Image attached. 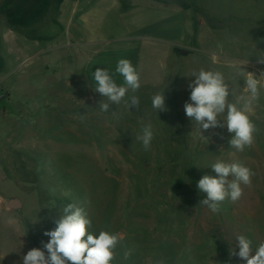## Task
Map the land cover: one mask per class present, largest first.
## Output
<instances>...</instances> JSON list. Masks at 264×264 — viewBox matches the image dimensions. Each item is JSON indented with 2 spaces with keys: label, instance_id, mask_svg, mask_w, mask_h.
I'll use <instances>...</instances> for the list:
<instances>
[{
  "label": "rangeland",
  "instance_id": "rangeland-1",
  "mask_svg": "<svg viewBox=\"0 0 264 264\" xmlns=\"http://www.w3.org/2000/svg\"><path fill=\"white\" fill-rule=\"evenodd\" d=\"M60 1L0 0V190L19 210L0 218V264H23L33 248L47 255L44 233L69 203L85 209L92 234L121 235L112 264H245L230 256L239 251L237 236L253 248L264 241V0H153L176 14L142 31L154 38L143 49L119 45L93 58L88 75V56L104 48H86L73 34L67 44ZM62 45H70L67 60L55 54ZM129 54L141 86L125 100L136 95L140 105L122 101L101 112L92 63L116 70ZM201 69L223 74L232 103L248 95L249 73L261 82L248 113L258 129L247 158L255 175L250 186L241 183V198L225 199L216 214L200 205L206 193L198 181L217 175L210 168L217 160L245 166L248 147L231 148L226 125L199 131L186 116L189 84ZM161 92L167 111L152 107ZM148 123L154 139L145 151L136 137ZM128 249L134 251L126 260Z\"/></svg>",
  "mask_w": 264,
  "mask_h": 264
},
{
  "label": "clouds",
  "instance_id": "clouds-1",
  "mask_svg": "<svg viewBox=\"0 0 264 264\" xmlns=\"http://www.w3.org/2000/svg\"><path fill=\"white\" fill-rule=\"evenodd\" d=\"M259 62L264 63V58H260ZM116 73L123 77L122 85H117L113 75L106 68H97L93 73L94 89L104 97L99 103L101 112H108L110 105H119L122 101L127 108L140 105L136 95H131L125 100L129 91L135 93L141 86L140 74L131 61L120 59L116 66ZM193 76L195 80L189 84L191 102H186L184 105L186 116L199 126V131L226 125L228 132L234 134L229 141L231 148L243 151L246 146L250 147L254 142V133L258 129L248 113L252 110L253 102L260 98L261 82L249 73L244 88L248 95L239 97L237 103L242 101V106L238 107L237 103L229 102V84L225 82L221 72L201 69ZM233 94L231 91V95ZM152 107L157 111L168 110L164 92L152 97ZM225 113L224 124H220L218 117ZM113 115L115 116L116 113ZM85 118V115H80L81 121ZM136 139L142 142L145 151L150 150L154 139L152 124L143 125L141 134H138ZM210 168L217 175H204L198 181L197 187L200 192L206 193V198L200 201V205L207 206L212 213L216 214L221 211V204L225 199L236 202L241 198L243 195L241 183L250 186L251 177L255 173L240 163H226L220 160L212 163ZM50 191L55 194V189ZM64 194L68 195V193ZM55 224L56 227L53 230L44 233L50 237V240L44 244L47 255L45 251L33 248L23 256V264H112L116 255L115 250L122 241L121 235L103 230L98 236L89 232L92 221L83 207L75 203L67 204ZM236 239L239 251L230 250V256H238L245 261V264H264V241L253 248L252 240L245 235H239ZM253 250H255L254 254ZM133 251V249L126 250L124 259L127 260ZM157 264H163V261H157Z\"/></svg>",
  "mask_w": 264,
  "mask_h": 264
},
{
  "label": "crops",
  "instance_id": "crops-1",
  "mask_svg": "<svg viewBox=\"0 0 264 264\" xmlns=\"http://www.w3.org/2000/svg\"><path fill=\"white\" fill-rule=\"evenodd\" d=\"M153 2L155 1H60L58 5L60 10L58 22L63 27L64 34L65 32L68 33L69 41L67 44H69L73 34V36H76V39L73 37L72 38L76 41L78 40V43L84 44L86 48H104V50L100 51V53L88 56V61L85 63V71L87 75L89 74L87 68L91 66V61H93V58L96 59L104 51L108 50L109 48L113 49L119 45H126L128 48L143 49L144 44H146V42H150L151 39L154 38L144 35L142 31H144L149 25L151 26L157 22L160 23L162 20H165L166 18L176 14L168 12L166 8L157 4H153ZM40 33L47 35L50 33V29H43L40 31ZM49 36L54 37L52 34H49ZM56 42H58V40ZM68 46L70 45H62L60 48L56 47L53 49L57 50L58 52L55 54H58V56L61 55L62 58L66 59V57H69L71 52V49ZM65 47H67V49ZM44 52L50 53L51 51L44 50ZM132 55H126L124 59L129 60V57H132ZM93 64L94 62L92 63V69L89 68L91 72L90 79L93 78V73L95 70L99 68L97 65L94 67ZM110 68V66H107L110 74L114 72L116 73L115 69L111 70ZM8 197V193H3L0 190V218L5 216L3 213H19L18 208H16V202L14 201L15 199L9 200ZM6 203H8V206H10L12 209H3L2 206L6 205Z\"/></svg>",
  "mask_w": 264,
  "mask_h": 264
},
{
  "label": "bare ground",
  "instance_id": "bare-ground-1",
  "mask_svg": "<svg viewBox=\"0 0 264 264\" xmlns=\"http://www.w3.org/2000/svg\"><path fill=\"white\" fill-rule=\"evenodd\" d=\"M252 147H253V146H252ZM251 151H252V149H251L250 147H248V149H247V151H246V153H245V155H244V158H245L246 160H248L247 158L250 157V155H251V153H252ZM245 159H244V160H245ZM244 160H243V161H244ZM246 160H245V161H246ZM248 161H249V160H248ZM245 166L248 167L249 169H251V171L253 170V165H251L250 161H249V163L246 162V165H245ZM258 212H259V211H258ZM258 212H257V213H258ZM258 214H259V213H258ZM259 215H261V214H259ZM256 217H258V216L256 215ZM259 217H260V216H259ZM260 218H261V217H260ZM262 223H263V222H262Z\"/></svg>",
  "mask_w": 264,
  "mask_h": 264
},
{
  "label": "water",
  "instance_id": "water-1",
  "mask_svg": "<svg viewBox=\"0 0 264 264\" xmlns=\"http://www.w3.org/2000/svg\"><path fill=\"white\" fill-rule=\"evenodd\" d=\"M179 53H186V51L180 49Z\"/></svg>",
  "mask_w": 264,
  "mask_h": 264
},
{
  "label": "trees",
  "instance_id": "trees-1",
  "mask_svg": "<svg viewBox=\"0 0 264 264\" xmlns=\"http://www.w3.org/2000/svg\"><path fill=\"white\" fill-rule=\"evenodd\" d=\"M24 19L26 20L27 18H24ZM24 19H23V20H24Z\"/></svg>",
  "mask_w": 264,
  "mask_h": 264
}]
</instances>
